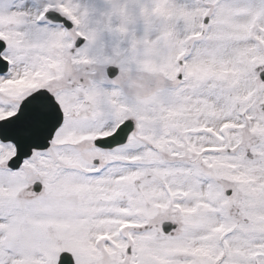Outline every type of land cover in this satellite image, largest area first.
<instances>
[{
  "label": "snow or ice",
  "instance_id": "6c2138e0",
  "mask_svg": "<svg viewBox=\"0 0 264 264\" xmlns=\"http://www.w3.org/2000/svg\"><path fill=\"white\" fill-rule=\"evenodd\" d=\"M0 264H264V0H0Z\"/></svg>",
  "mask_w": 264,
  "mask_h": 264
}]
</instances>
